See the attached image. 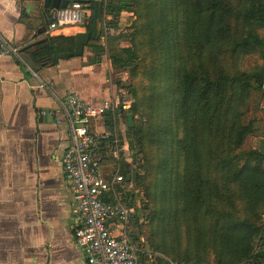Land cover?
<instances>
[{
	"label": "trees",
	"instance_id": "obj_1",
	"mask_svg": "<svg viewBox=\"0 0 264 264\" xmlns=\"http://www.w3.org/2000/svg\"><path fill=\"white\" fill-rule=\"evenodd\" d=\"M114 1L108 14L132 8L136 15L129 47L109 40L116 71L132 78L119 85L138 100L119 110L145 159V239L136 240L157 264H262L264 148L243 147L258 131L245 106L264 94V0ZM93 26L92 19L88 32ZM75 47L74 37L49 38L32 60L57 66ZM225 52L233 61L260 54L263 64L231 73L222 64Z\"/></svg>",
	"mask_w": 264,
	"mask_h": 264
},
{
	"label": "crops",
	"instance_id": "obj_2",
	"mask_svg": "<svg viewBox=\"0 0 264 264\" xmlns=\"http://www.w3.org/2000/svg\"><path fill=\"white\" fill-rule=\"evenodd\" d=\"M70 1V9L76 2H83L88 15L82 24L54 30L51 26L58 20L53 19L54 11L44 8V0H0V32L18 50L17 56L7 55L0 61V264H87L77 246L75 199L62 164L71 143L64 110L68 94L75 93L98 108L110 104L104 117L92 122V131L116 135L122 148L126 143L131 145L128 130L120 127L124 119L119 112L128 111L120 107L121 102L126 103L121 87L127 78L116 71L105 39H114L108 22L134 15L130 11L116 17L108 14V0ZM97 1L104 4L103 22L99 24V38L85 48L84 55L60 58L57 66L36 65L32 55L49 38H76L88 32ZM130 21L129 26L135 18ZM91 44L103 46L105 53H96ZM110 114L112 127L108 124ZM111 162L117 164L113 169L125 176L137 172L134 163L112 159L106 163ZM110 169L106 168L105 174L109 175ZM137 173V181L127 182L134 189L126 197L136 207V232L140 238L145 211L143 196L137 189L141 174ZM147 255L145 264H157L158 256L150 250Z\"/></svg>",
	"mask_w": 264,
	"mask_h": 264
},
{
	"label": "built area",
	"instance_id": "obj_3",
	"mask_svg": "<svg viewBox=\"0 0 264 264\" xmlns=\"http://www.w3.org/2000/svg\"><path fill=\"white\" fill-rule=\"evenodd\" d=\"M58 13L62 16L57 15L58 21L51 26L54 30L82 24L83 17L88 15L82 3ZM17 54V48L0 32V61L7 55ZM121 103L123 108H131L132 101ZM109 109L108 103L98 108L75 93L68 94L64 101L71 143L62 164L75 199V237L87 264H140L144 250L136 240L137 211L126 197L134 188L127 183V176L113 168L107 175L103 168L111 159L134 163L130 146L126 143L122 148L116 135L94 133L91 129L92 122L102 119Z\"/></svg>",
	"mask_w": 264,
	"mask_h": 264
},
{
	"label": "rangeland",
	"instance_id": "obj_4",
	"mask_svg": "<svg viewBox=\"0 0 264 264\" xmlns=\"http://www.w3.org/2000/svg\"><path fill=\"white\" fill-rule=\"evenodd\" d=\"M114 3L116 5H119L118 0H115ZM131 13L134 15L133 17H128L125 16L123 18V20H113L110 22H108V27H111L113 29V35H114V39L118 42V46L119 47H126V45L130 42L131 39V35L133 34V28L132 25L129 26V24L131 23L130 19L135 18L136 19V15L134 13V9H130ZM121 18V17H120ZM119 18V19H120ZM261 36L264 39V30H260L259 31ZM105 42L108 43V47L110 45L109 41H107V39H105ZM130 46V44H129ZM109 53H110V47H109ZM222 64L224 65L225 68V64L228 66V70L232 71L231 73H235V72H252L254 71L258 66L262 65V59L260 54H250V55H242L239 56L238 58H236L235 61H233L232 59H228L227 60V53L225 52L224 55L222 56ZM150 63V60L148 61ZM227 70V68H225ZM119 73V72H118ZM123 74V77L127 78L126 79V85L124 86H129L131 84V74L130 73H126V72H122L121 75ZM123 82V81H120ZM125 90V89H124ZM123 96L125 98L126 101H132V103L138 101L136 99V97L127 92L126 90L123 92ZM131 109V108H130ZM130 109H127L128 111ZM245 112L248 115V118L250 120H256L257 122V128L258 131L249 136V138L246 140L245 145L243 147V151H248L250 149H256V150H262V148H264V94L261 93H255L253 95V98L251 100L250 103H248L247 106H245ZM124 119V117H123ZM138 120H141L143 123L147 122V119L138 115L137 116ZM94 122V121H93ZM124 123V124H123ZM123 123L120 124L121 129L124 128V131L126 132L128 130V121L126 119L123 120ZM99 125L101 127H99V130H102V124L99 123ZM128 132V131H127ZM127 134V133H126ZM138 141V140H137ZM139 142H135V143H131L130 145V154L132 153V160L134 162V165L136 167L137 172L139 171V173L141 174V176L145 175V170H143V166L145 163V159H144V154H143V147H141V145ZM141 147V148H140ZM116 163H104L103 168L106 169L108 167L111 168H115L116 167ZM137 189L140 191V194H144L145 195V191L144 189L141 187V185L139 184V186H137ZM146 198V197H145ZM149 200H143L142 201V207L146 205V203ZM236 208V213L240 214L238 208L235 206ZM145 214V218L144 221L146 220V215L147 212H144ZM264 222V221H263ZM139 236L140 238H142L143 240L145 239V231H144V226L143 228H140L139 231ZM142 246V245H141ZM144 253L141 255V259H140V264H145L144 261L148 260L147 256V252L149 251L147 245L142 246ZM213 258V257H212ZM156 264V263H155ZM214 264V261L212 260V263ZM262 264H264V261L262 262Z\"/></svg>",
	"mask_w": 264,
	"mask_h": 264
},
{
	"label": "water",
	"instance_id": "obj_5",
	"mask_svg": "<svg viewBox=\"0 0 264 264\" xmlns=\"http://www.w3.org/2000/svg\"><path fill=\"white\" fill-rule=\"evenodd\" d=\"M76 3H83V2L78 1ZM70 5H71L70 0H44V8L47 10V12L54 11L53 19L57 18L56 14L58 12H63L68 10V8H70ZM103 17H104V4L103 2L97 1L94 3L93 6V20H94L93 31L83 32L78 34L76 36L75 51L61 55L60 57L61 60L79 58L84 55L85 48L88 47L92 41L97 40L99 38V24L103 22ZM120 107L122 108V104L120 105ZM129 124L131 128H133L135 125L133 115H129ZM127 180L137 181L138 173L133 172L131 174H128Z\"/></svg>",
	"mask_w": 264,
	"mask_h": 264
}]
</instances>
